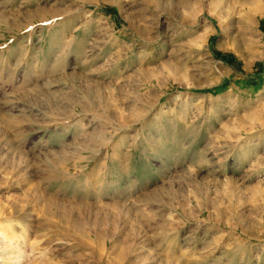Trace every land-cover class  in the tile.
Segmentation results:
<instances>
[{
	"label": "rangeland",
	"instance_id": "1",
	"mask_svg": "<svg viewBox=\"0 0 264 264\" xmlns=\"http://www.w3.org/2000/svg\"><path fill=\"white\" fill-rule=\"evenodd\" d=\"M0 264H264V0H0Z\"/></svg>",
	"mask_w": 264,
	"mask_h": 264
}]
</instances>
